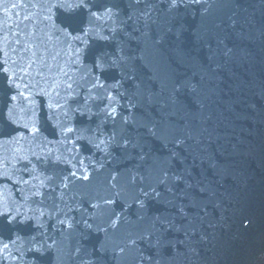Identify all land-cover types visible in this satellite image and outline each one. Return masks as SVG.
I'll list each match as a JSON object with an SVG mask.
<instances>
[{"label": "water", "instance_id": "obj_1", "mask_svg": "<svg viewBox=\"0 0 264 264\" xmlns=\"http://www.w3.org/2000/svg\"><path fill=\"white\" fill-rule=\"evenodd\" d=\"M57 2L0 0V264H264V0Z\"/></svg>", "mask_w": 264, "mask_h": 264}, {"label": "snow or ice", "instance_id": "obj_2", "mask_svg": "<svg viewBox=\"0 0 264 264\" xmlns=\"http://www.w3.org/2000/svg\"><path fill=\"white\" fill-rule=\"evenodd\" d=\"M181 2V0H171V6L172 7H176L178 6V4ZM198 2V0H197ZM54 7L60 9L63 8L65 11H67L69 14L75 13L77 10H83L86 12H91V7L88 3V0H58V2L54 5ZM92 15H96V13H92ZM103 56L98 57L95 67L97 68H102L103 67ZM8 70L5 68L4 72H7ZM9 80H11V78L9 77ZM17 88H19V85H16ZM72 85L69 84L68 88H71ZM111 99V97H109ZM12 100H16V96H12L11 97ZM110 112L112 115H115V109L112 108L110 109ZM8 119L12 122L15 123L16 121L14 119H12V110L9 109L8 112ZM32 131H35V129L33 128ZM70 131V130H69ZM101 143H103V141H101ZM125 143H127V141H125ZM97 147H99V145H97ZM5 214H0V217H3ZM7 215V220L8 223H12L14 221V217L11 216V214H6ZM8 245L4 244L3 245V249L0 250H7ZM35 251L40 252L41 249L36 248ZM41 254H43L41 252Z\"/></svg>", "mask_w": 264, "mask_h": 264}]
</instances>
